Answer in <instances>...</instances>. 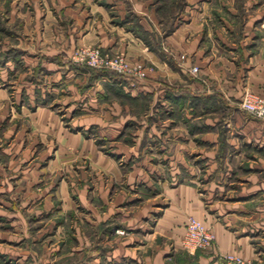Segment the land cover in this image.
<instances>
[{"label":"crops","instance_id":"crops-1","mask_svg":"<svg viewBox=\"0 0 264 264\" xmlns=\"http://www.w3.org/2000/svg\"><path fill=\"white\" fill-rule=\"evenodd\" d=\"M3 8L10 12L8 24L20 18L23 28L21 35L8 36L0 46V264H56L62 253L54 243L63 232L62 223L54 222L48 231L50 240L36 244L31 240L34 230L29 217L63 216L79 202L92 225L117 221L111 232L115 250L106 255L104 264H126L127 258V264H226L222 255L227 253L253 264L264 263V124L237 106L245 90L264 97V3L229 0L212 13L210 1H185L181 16L164 38L168 50L187 56L182 67L149 50L119 24L130 10L150 30L155 19L152 0H0ZM30 24L35 32H30ZM75 44L126 50L155 63L157 69L135 85L119 81L104 71L67 63L64 59ZM193 65L212 79V85L190 81ZM171 82L199 95L206 92L203 96L211 99L212 110L224 107L227 113L206 116L199 103L195 109L185 105L180 126L169 128L166 123L167 137L173 140L161 147L168 161L161 203L154 197L139 205L137 193L127 199L120 190L111 195L116 183L152 185L154 181L143 175L148 164L137 163L125 175L117 160L83 131L96 125L115 138L127 122H134L137 128L130 136L138 139L134 142L139 147L132 151L136 154L141 139L159 136L157 126L148 125L147 116L137 120L122 114L127 108L122 109L112 93L133 99L152 95L170 110L163 100L166 84ZM47 92L53 98L43 104ZM50 105L63 107L64 117ZM222 121L228 122L223 145L217 129ZM189 123L196 124L202 144L190 141ZM206 126L213 129L199 131ZM119 150L126 158L125 147ZM191 154L203 160L197 170L187 163ZM81 159L90 162L91 176L100 184L101 212L90 199L88 185L74 200L69 183L60 179L63 170ZM157 166L148 167L153 172ZM191 216L213 231L212 251L194 253L182 248ZM116 229L128 235H116ZM44 234L47 231L37 239ZM102 241L106 245L109 237ZM34 250L41 254L37 257ZM80 264L101 261L97 253H91Z\"/></svg>","mask_w":264,"mask_h":264},{"label":"rangeland","instance_id":"rangeland-1","mask_svg":"<svg viewBox=\"0 0 264 264\" xmlns=\"http://www.w3.org/2000/svg\"><path fill=\"white\" fill-rule=\"evenodd\" d=\"M185 1L187 0H152L155 19H154V24H151L150 30H146L145 28H143V26L139 24V20L137 19L136 15H134L130 10L127 12V16L125 20L120 22L119 24L123 25L128 31L132 32L135 35V37L141 39L147 45L149 50L155 53H159L161 58L165 59L166 57L167 59H169V61L171 62L174 61L176 64H178V66L182 67L185 65L184 63L187 60V56L182 53H179L177 55L171 52L170 50H168V48L165 45L164 38L172 30L173 27L172 22L178 20L177 18L179 17V15L181 16V13L183 11L182 8L184 6ZM207 1H210L211 3V10L209 12L213 13L214 10L218 8V5L220 3L228 2L229 0H207ZM234 1L236 3H240V2L242 3L246 0H234ZM257 1L264 3V0H257ZM28 11H29L28 9L24 10V12H28ZM17 12H22V11L19 9ZM30 12L31 14L33 13L32 10H30ZM9 14L10 12L8 11L7 8L0 9V46L4 44V41L8 36L19 35V34L21 35L22 32L23 24L21 19L17 18L16 20H14L12 24H8ZM33 25L34 24H30L29 27L30 32H32L33 29L35 32L36 27H34ZM85 47L98 48L101 54H108L113 57L118 55H123L125 59L131 64L141 63L144 66V68L147 70V76L143 79L135 80L127 76L117 74L113 71L92 68L87 64H84L83 62H79V60L76 59V54L78 51H80L82 48ZM64 60H66V62L69 64L82 65L94 71L95 70L98 71L100 70L101 72L104 71V73L108 75V77L110 76V78H114L119 81L130 82L133 85L140 82H144L157 69L155 63L147 59L134 57L130 55L126 50H120V49L114 50L112 48H104L96 44H75L70 56L66 57ZM193 67L197 68L196 72L192 71ZM190 73L191 75L189 76V79L191 82L200 81L202 83L205 82L209 85H212V79H210L205 74H201L200 68L198 66L196 65L191 66ZM177 84L178 83H172V82L166 84L167 87L163 102L169 103L170 110L166 108V106L162 103L161 100L154 101L152 95L141 96L139 98L133 99L129 95L123 94L121 92H118L117 94L112 93L113 94L112 98L117 100L119 106L122 109L127 108L126 109L127 112L126 110L125 111L123 110L122 114L127 115V117L134 116L137 120L147 116L146 119L147 124L148 125L156 124L157 126L156 130L158 131L159 136L150 137V138L144 137L143 139H141L140 141L141 150L137 151L136 154L133 153L132 151L139 147V144L134 142V140H138V139L137 137L136 139H134L133 136H130L131 135L130 133L135 132L137 128V124L134 122H127L125 124V127L121 130V134H119L120 136L119 137L117 136L115 138L107 135V133L101 132L102 130L100 126H96V125L91 126L84 131L83 129H80L81 127L78 128L79 131H83L85 133V136H89V137L91 136L92 138H94L97 145L103 152L115 158L119 163V165L122 167V172L125 175L131 173L132 167L137 163L146 162L148 164L146 167H144L145 169H143V175L145 176L147 175L148 179L150 177V180L154 181L152 185L149 184L146 185L145 182H136L131 185L127 184V182L120 184L116 183L114 188L111 189L110 192L111 195L118 193V191L120 190L127 195V199L129 196H132L133 193H137L139 198L138 199L139 205H143L145 200L154 197L157 199L155 202L159 201L161 203L162 202L161 200L163 199L162 193L160 191L161 182L164 181L168 176V170H167L168 161L165 160L166 155L164 153V149H161V147L163 146V143H167V142L170 143L171 138L167 137L168 129L170 127L171 128L178 127L180 126V124H182V114L186 109L185 105H188L189 107H192L194 109L197 108L198 106L200 108H204L206 110V112H204L206 116L208 115L212 116L215 112L216 113L221 112L220 114L224 117V114L227 113L224 107H221L223 109L221 111L219 110L213 111L212 110L213 104L211 103V99L207 97L204 98L207 94L206 92L200 93L202 95H199L195 91H191L189 89L185 90L181 86H178ZM34 94L39 97L41 96V94L37 92H35ZM217 94L219 95L220 93ZM220 97L223 98L224 96L221 94ZM52 98L53 97H51L50 93L47 92L46 95L44 96V100L41 101V103L47 104ZM38 102L40 103V101ZM239 104L240 102L237 103V106L240 108ZM50 106L53 109L57 110V112H59V114L64 117L63 113H65V109L63 107H59L57 105H50ZM33 108H35V106ZM204 117L205 116L201 118ZM167 122L169 123V128L165 127L166 125H168L166 124ZM65 123L68 124L67 121H65ZM109 124L110 123H107V125ZM218 124L219 126L217 125V129L220 131L221 145H223L224 144L223 135L228 129L227 126L228 122L222 121ZM187 125L189 127V131L191 132V135H193L190 141L195 142L196 145L198 143L202 144L200 139L197 138L198 136H196L198 134V133L196 134L195 131L196 124L189 123ZM199 129H200L199 131H204V130L208 131L210 129H213V127L206 126L204 128L201 127ZM124 131L127 133V135L123 137L122 132L124 133ZM241 145L244 144L242 143ZM123 146L125 147V151L127 152L126 158H123V155H120L118 153L120 151L119 149H123ZM142 147H145L146 150L143 151ZM218 156L219 158H223L224 155L219 154ZM202 162L203 160L198 159L197 154H191L189 156V159L187 160L188 165L193 167L195 170H197V167L203 164ZM150 164L158 165L157 170L151 172V170L148 167ZM90 170H91L90 162L87 159H81L75 162L73 166L68 170L65 171L63 170L62 173L60 174L61 175L60 179H66V181L69 183L70 188L68 191L73 195L74 200H76L78 194L80 195L83 193L84 189H86V186L88 185L87 189L89 191L88 194L90 196V199L93 200V205L96 207V209L99 212H101V210L104 209L103 206L104 203L99 199V197H97V194L99 193L101 187L100 184L98 185L96 180L93 179V177L91 176ZM83 174H85V177H82ZM37 188H39L38 185ZM76 207L77 208L73 209V211L65 212L63 216L58 215L57 217V214L56 215L50 214L45 219L42 220H39L38 218H34V215L31 214V216L29 217V226L34 230L32 231V233L30 232L31 240H33V243L35 242L37 244V243H41V241H44V239L48 240L49 237L51 238L48 231H50L49 229H51V226L54 222L59 221L62 223V229H63V232L61 233V236L58 240L59 243L51 242L53 240L50 241V243H54L56 248H58L59 251L62 253L61 258L58 260L56 264H75V263L80 264L82 262H86V260H88V258L90 257L91 253H97L100 258L101 264H104L106 255L107 254L111 255L113 250H115L114 248L116 246V243L113 242L114 239H113V234L111 232L113 229L112 226L116 225L117 221L113 220V221H107L105 223H99L98 227H96L92 225L88 220H86V218H88V215L87 213H85L84 211L85 208L84 206H82V204H80V202L77 203ZM4 225H8V224L4 223ZM38 225H40L39 228H37ZM38 230L41 231L37 232ZM45 231H47V234L43 235L45 237L37 239L38 236H42L40 234L44 233ZM114 233L116 235H120L123 237L128 235V232L124 229H116ZM106 236L109 237V242L106 243V245H103L102 240ZM90 246H93L94 248L91 247L89 249L88 247ZM74 249L78 251H76L74 255H72L71 252ZM196 251L193 252L195 253ZM34 252L36 256L37 255L39 256V254H41L40 250H34ZM129 261L130 260L128 258L125 259L126 264ZM250 262L251 264H253V261ZM260 264H264V263H260Z\"/></svg>","mask_w":264,"mask_h":264},{"label":"built area","instance_id":"built-area-1","mask_svg":"<svg viewBox=\"0 0 264 264\" xmlns=\"http://www.w3.org/2000/svg\"><path fill=\"white\" fill-rule=\"evenodd\" d=\"M76 59L88 66L101 70L113 71L117 74L139 80L147 76V70L141 63L131 64L123 55L111 56L101 54L98 48L85 47L76 54ZM196 72L197 68L193 67ZM240 108L250 113L264 124V97L251 90H245L240 100ZM182 248L193 252L196 250H213L215 235L201 220L191 216L185 224V234L181 242ZM226 264H251L240 255L227 253L222 255Z\"/></svg>","mask_w":264,"mask_h":264}]
</instances>
